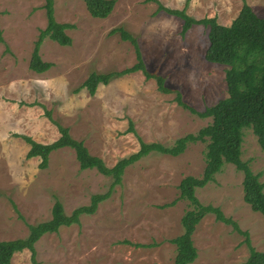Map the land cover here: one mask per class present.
Masks as SVG:
<instances>
[{
  "label": "rangeland",
  "instance_id": "rangeland-1",
  "mask_svg": "<svg viewBox=\"0 0 264 264\" xmlns=\"http://www.w3.org/2000/svg\"><path fill=\"white\" fill-rule=\"evenodd\" d=\"M244 2L264 18V0H116L106 19L92 17L83 0H55L56 20L74 26L66 31L73 42L61 46L46 39L40 55L53 67L37 74L29 64L47 25L46 1L0 0V241L26 238L28 225L52 218L56 201L71 215L112 184L97 170H80L70 148L53 151L46 169L40 168L41 158H27L30 145L21 136L43 144L60 138L51 119L109 167L136 153L139 138L169 146L211 122L179 107L174 93H161L156 80L141 71L99 85L95 95L82 87L92 73L136 64L134 45L114 30L122 28L136 38L147 70L165 77L168 87L203 111L228 97L227 67L206 61L207 29L196 25L182 36L183 21L158 10L159 3L185 9L195 19L216 17L229 26ZM130 120L136 133H126ZM243 133L241 159L264 182V151L252 128ZM205 146L189 144L177 157L152 153L126 168L122 184L95 214L82 215L80 224L36 242L37 264H174L177 249L170 240L183 233L181 219L190 206L184 200L166 205L179 196L183 178L202 176ZM243 180L242 172L225 164L215 181L196 190V197L204 206L220 208L264 252V215L244 201ZM192 239L198 250L192 264H242L250 255L245 237L212 213L201 219ZM11 262L34 264L27 249L15 253Z\"/></svg>",
  "mask_w": 264,
  "mask_h": 264
},
{
  "label": "trees",
  "instance_id": "trees-1",
  "mask_svg": "<svg viewBox=\"0 0 264 264\" xmlns=\"http://www.w3.org/2000/svg\"><path fill=\"white\" fill-rule=\"evenodd\" d=\"M47 25L40 31L38 40L31 56L29 68L37 74L47 72L53 67L50 62L43 61L40 49L46 39H50L61 46H71L73 40L66 32L74 28L71 24L59 23L55 18V0H45ZM90 15L98 19L108 18L114 10L116 0H83ZM153 1V0H152ZM158 10L176 16L183 21L181 35L185 36L194 26H202L208 30L209 46L205 59L207 62L227 67L226 84L228 97L220 99L212 106L199 111L184 101L182 93L166 85V78L147 70L138 40L124 29L120 32L124 40H129L135 47L137 62L130 68L107 74L92 73L82 87L87 88L91 95H95L99 85H108L115 77H123L136 72H143L147 79H154L157 88L164 94H175L174 101L179 107L190 111L200 119H211V122L201 128L196 134H188L177 139L172 145L160 143H145L139 138L140 149L109 167L103 159L93 156L83 141L75 140L67 127L61 126L51 119V113L46 115L57 126L60 138L52 143L36 142L31 137L21 136L29 145L27 158H41V169H46L49 156L53 151L70 148L75 151L80 170H97L100 174L111 177L112 184L108 192L95 194L87 206L75 209L67 215L60 201H56L52 208V218L37 225H28L29 235L26 238L0 241V264H11L15 253L25 249L30 250L32 260L35 261V244L45 234L58 233L62 227L80 224L82 215L96 213L101 202L112 195L116 186L123 182V175L129 166L139 162L152 153L179 156L189 144L205 143L204 158L206 167L201 177L187 176L178 186L179 196L167 204L174 206L178 201L189 203L190 209L181 219L183 233L170 240L176 246L177 255L174 264H192L198 257V250L192 236L201 219L212 213L216 220L232 226L234 231L245 237L249 249V258L242 264H264V252L257 251L251 244L249 233L240 229L239 225L224 215L220 208L212 205H202L196 197V190L215 181V176L223 171L225 164H232L244 174V201L254 212L264 215V182L260 175L252 172L249 163L241 159L243 130L252 128L261 149L264 151V18L258 16L252 7L244 2L238 16L229 26L218 23L217 18L195 19L189 16L185 9L176 10L164 7L159 3ZM0 30V42H3ZM126 133H136L134 124L130 120ZM22 218V217H21ZM136 247L150 248L155 244H135Z\"/></svg>",
  "mask_w": 264,
  "mask_h": 264
}]
</instances>
